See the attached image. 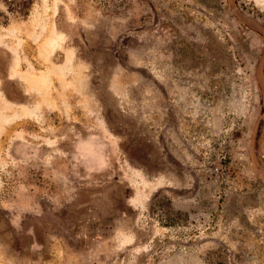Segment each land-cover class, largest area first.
I'll list each match as a JSON object with an SVG mask.
<instances>
[{
  "label": "rangeland",
  "instance_id": "rangeland-1",
  "mask_svg": "<svg viewBox=\"0 0 264 264\" xmlns=\"http://www.w3.org/2000/svg\"><path fill=\"white\" fill-rule=\"evenodd\" d=\"M0 264H264V0H0Z\"/></svg>",
  "mask_w": 264,
  "mask_h": 264
},
{
  "label": "crops",
  "instance_id": "crops-1",
  "mask_svg": "<svg viewBox=\"0 0 264 264\" xmlns=\"http://www.w3.org/2000/svg\"><path fill=\"white\" fill-rule=\"evenodd\" d=\"M85 141H90V152L89 155L84 153L83 144L80 145L79 151L76 152V163L77 165L74 166L73 164V171L78 173H83L88 175L89 177H92L91 179L87 180H95L97 179V176H99L101 173H105L107 171L108 165H107V158L106 153H103L101 151L102 149L94 148L92 142L95 141L92 139V137H88L83 140V143ZM98 149V150H96ZM91 157V158H89ZM74 162V161H73ZM79 177V176H78ZM95 177V178H94ZM102 193V192H101ZM101 195H105L103 192ZM99 211V215L103 216V220L105 222V226L108 227H126L128 224V207H105L104 210L99 209V207H88L87 209V216H90L93 213H96ZM102 213H106V216H104ZM119 214V216H117Z\"/></svg>",
  "mask_w": 264,
  "mask_h": 264
},
{
  "label": "flooded vegetation",
  "instance_id": "flooded-vegetation-1",
  "mask_svg": "<svg viewBox=\"0 0 264 264\" xmlns=\"http://www.w3.org/2000/svg\"><path fill=\"white\" fill-rule=\"evenodd\" d=\"M119 229V228H118Z\"/></svg>",
  "mask_w": 264,
  "mask_h": 264
}]
</instances>
